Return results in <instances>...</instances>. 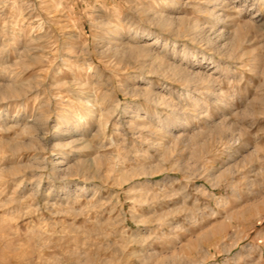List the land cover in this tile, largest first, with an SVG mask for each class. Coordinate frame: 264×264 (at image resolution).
<instances>
[{"label":"rangeland","instance_id":"obj_1","mask_svg":"<svg viewBox=\"0 0 264 264\" xmlns=\"http://www.w3.org/2000/svg\"><path fill=\"white\" fill-rule=\"evenodd\" d=\"M165 1L0 0V264H264V0Z\"/></svg>","mask_w":264,"mask_h":264},{"label":"bare ground","instance_id":"obj_2","mask_svg":"<svg viewBox=\"0 0 264 264\" xmlns=\"http://www.w3.org/2000/svg\"><path fill=\"white\" fill-rule=\"evenodd\" d=\"M159 2H160L161 4H166V5L168 4V2L165 1V0H159ZM110 31H111V30H110ZM143 36H144L143 41H148L150 37H153V35H150L149 33H145V34H143ZM154 39H155L156 41L158 40V38H154ZM142 47H143V46H142ZM151 57H152V56H151ZM143 81H144V83H148V84L151 83L150 80H146V79H144ZM87 102H88V104L91 105L90 100H88ZM86 106H87V105H86ZM63 112H64V111H63ZM87 112H88V116H92L93 113H94V111L91 110V109H88ZM77 114H78V113H77ZM99 118H100V117H99ZM63 120L66 121L65 118H64ZM83 120H85L83 116L78 117V118L76 119L77 124H76V126H75L74 129H77L78 126L81 125V122H82ZM58 163H59V162H58ZM60 163H61V161H60Z\"/></svg>","mask_w":264,"mask_h":264}]
</instances>
